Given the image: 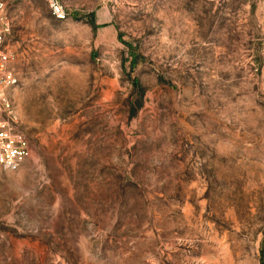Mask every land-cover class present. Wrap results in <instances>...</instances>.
Masks as SVG:
<instances>
[{
  "label": "rangeland",
  "instance_id": "rangeland-1",
  "mask_svg": "<svg viewBox=\"0 0 264 264\" xmlns=\"http://www.w3.org/2000/svg\"><path fill=\"white\" fill-rule=\"evenodd\" d=\"M0 1L32 149L0 264H264V0Z\"/></svg>",
  "mask_w": 264,
  "mask_h": 264
},
{
  "label": "built area",
  "instance_id": "built-area-1",
  "mask_svg": "<svg viewBox=\"0 0 264 264\" xmlns=\"http://www.w3.org/2000/svg\"><path fill=\"white\" fill-rule=\"evenodd\" d=\"M52 16L61 22L70 14L61 0H47ZM14 20L10 5L0 1V171L18 172L32 156L17 105L21 88L12 49Z\"/></svg>",
  "mask_w": 264,
  "mask_h": 264
}]
</instances>
